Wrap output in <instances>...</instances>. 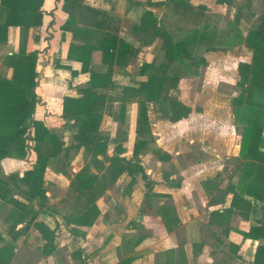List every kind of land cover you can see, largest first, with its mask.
I'll use <instances>...</instances> for the list:
<instances>
[{
	"label": "rangeland",
	"instance_id": "374dc122",
	"mask_svg": "<svg viewBox=\"0 0 264 264\" xmlns=\"http://www.w3.org/2000/svg\"><path fill=\"white\" fill-rule=\"evenodd\" d=\"M159 1L162 2L161 7L153 12L160 21L157 23L159 29L166 31L174 43L188 39L186 50L189 58L181 57L170 64L167 75L180 78L175 91L190 111L184 120L172 122L164 103H149L147 124L144 126L147 131L138 134L136 103L126 104L121 122L119 104L111 100L119 95L123 85L119 84L117 88L113 84L110 89L100 90L108 99L101 109L99 126V134L108 138L106 157L119 153L129 158L132 145L139 139L148 140L149 145L137 157L145 178L135 175L136 182L126 190L130 176L123 175L97 201L100 226H114L111 228L114 233H101L98 247L94 246L96 248L89 251L92 263L95 255L99 254L104 264H119L127 256L138 259L134 264H176L178 252L185 253V248L192 258L187 243L188 234L184 236L181 231L175 230L177 222L180 223L176 205L182 207L187 204L181 201L177 186L182 185L186 176L194 180L198 189H206L208 180L222 179L227 167L233 168L236 162H240L237 147L245 125L256 123L264 137V90L260 85V75L251 77L243 103L233 104L242 92L238 64L253 63L252 51L246 47L244 40L257 26L258 17L264 11V1L250 0L247 3V0H231L230 4H216L215 0ZM150 42L146 52L140 50L143 52L132 65V74H127L125 69L117 72L118 75L125 73V81L134 85L131 88L166 62L160 40L153 38ZM132 43L138 45L135 40ZM259 64L263 66L264 60H260ZM39 94L40 97L46 95L41 85ZM49 103L50 113L45 120L48 131L66 146L76 144L77 127L61 117L56 101L49 100ZM261 148L264 150V146ZM165 153L170 154L169 161L160 160ZM89 159V153L83 148H71L69 153H60L48 161L43 174L47 202L59 214L73 211L74 198L69 194V185L74 175L89 165ZM32 160L33 154L29 151L22 162L14 160L0 167V179L9 183L12 197L23 199L20 190L24 187L20 184L14 186L13 178L29 167ZM190 167H193L194 173ZM90 171L94 173L92 166ZM195 204L205 210L202 202ZM37 220L51 223L45 215L38 216ZM131 228L133 232L127 233ZM90 234L94 237L96 230L90 231ZM215 234H211L209 229L204 233V238L210 241L211 250L221 238L216 237L215 242ZM115 236L122 237V244L118 240L110 244ZM57 237L60 247L68 246V256H71L73 264H79L84 251L80 241L71 240L70 234L67 235L62 228L58 230ZM0 238L4 243L10 241L7 227L1 219ZM134 238L141 239L140 245L133 246ZM22 240L33 244L32 253L39 255L37 242L29 232ZM228 243L216 244V256L208 261L209 264H234L239 251L234 252Z\"/></svg>",
	"mask_w": 264,
	"mask_h": 264
},
{
	"label": "trees",
	"instance_id": "16d2710c",
	"mask_svg": "<svg viewBox=\"0 0 264 264\" xmlns=\"http://www.w3.org/2000/svg\"><path fill=\"white\" fill-rule=\"evenodd\" d=\"M43 1L0 0V43L5 42L8 27L18 26L26 30L32 19L34 26H41ZM70 2L73 3L74 8L79 5L75 0H63V5ZM249 2L250 0H247V3ZM215 3L230 4L231 0H215ZM100 14L99 11L90 8L83 10V17L87 21L91 17L95 19ZM72 23L73 18L69 15L61 30L70 29ZM157 23L153 14L145 11L137 27L142 35L139 41L140 45L144 46L148 45L151 39L158 38L166 62L156 67L155 71L136 87H123L119 95L112 99L113 102H119L121 122L124 120L126 104L136 103L138 134L147 131L144 126L147 124L149 103H164L172 122L185 118L189 112V108L179 100L175 91L180 78L177 75L172 77L167 75L170 64L181 57H188L186 50L188 39L174 43L166 31L159 29ZM83 26L84 30L87 29V32L95 34L94 22L93 24L87 22V26ZM101 28L103 32L100 37L98 36L100 39L98 47L90 44L69 46L67 57L81 63V73L88 72L89 65L95 60L96 52H100L102 61L108 65L120 64L122 58L130 52V46L126 42L118 39L114 32H111L114 33L113 35L110 33L112 28L108 24H103ZM244 42L252 51L253 63L238 64L237 71L242 92L233 101L234 105L243 103L252 76L260 75V85L264 90V65L259 64L260 60H264V11L258 17L257 26L247 34ZM37 60L38 52L25 53L19 50L6 57V64L12 70L11 77H0V161L5 158L25 159L29 151L34 155L30 166L13 178L14 186L20 184L24 187L20 190L23 199L12 197L9 183L0 179V219L7 226V233L10 236L9 243L0 246V264H9L13 257V243L30 227L35 228L43 240L41 247L43 256L49 255L54 250L58 223L50 229L37 220L40 214H46L52 219L59 218L65 227H91L100 214L96 201L121 176L131 177L127 190L135 183L134 175L144 176L137 157L148 146V140L139 139L134 143L131 159H126L119 153L110 158L106 157L108 138L99 134V126L102 119L101 109L107 96L98 91L112 86L110 68L105 74H89L87 87L80 89L77 97L63 98L62 117L77 127L75 135L77 143L65 146L55 134L48 131L42 121L33 118L37 103L35 94ZM261 146H264L261 128L256 123L245 125L239 144L240 183L243 184L242 194L260 204V217L254 226L240 234L245 239L257 242L253 264H264V151L260 150ZM71 148H83L87 151L90 155V163L77 172L70 182L69 194L74 198L73 211L62 215L47 202L43 174L50 159H55L60 153H69ZM91 166L94 173L90 171ZM228 193L232 195L229 206L222 211H212L208 216L209 223L221 226L224 234L230 230L228 226L232 214L237 212L243 219H247L252 207L250 201L235 192L233 185L227 186L224 195ZM19 225L22 227L16 229ZM181 263L187 264L184 258Z\"/></svg>",
	"mask_w": 264,
	"mask_h": 264
},
{
	"label": "crops",
	"instance_id": "0c3cea01",
	"mask_svg": "<svg viewBox=\"0 0 264 264\" xmlns=\"http://www.w3.org/2000/svg\"><path fill=\"white\" fill-rule=\"evenodd\" d=\"M75 2L79 4L76 8H74L72 2L63 5V0H44L41 7V11L43 14L41 26H34L32 19L30 22V26L26 30L18 26L8 27L6 32V40L5 42L0 43V77L3 78H10L12 74L11 68H9L6 64V57L17 53L19 50H23L25 53H29L32 51L38 52V60L36 65V71L38 75L36 78L37 86L35 88L37 103L35 106L33 118L35 120L42 121L46 128L47 125L45 124V120L50 113L49 100L56 101V103L58 104L59 113L62 117L63 98L77 97L79 94V90L87 87L88 77L91 73L105 74L108 68H110V78L112 86L113 84H115L117 88L119 84H121V86L123 85L121 88L134 86L130 85V82L128 83V80L125 81V78L123 77L125 73H122V75H118L117 72H119L120 69H125V72H127V74H132V65L141 58V54L143 51L141 52L140 50L145 51V49L151 44L150 42L148 45H140V33L137 29L138 24L145 11H150L153 14V12H155V9L161 7L162 4V2L159 0H75ZM84 8L97 10L101 14L97 15L95 19L94 17H91L87 21L83 17ZM69 15L72 16L73 23L72 25H70V29L63 31L61 30V26L65 23ZM153 16L156 18L157 22L160 23L159 19H157L154 14ZM87 22L92 24L93 22L95 23L96 27L93 28L95 34L87 32V29L84 30L85 27L83 25L87 26ZM103 24H108L112 28L110 30V33L114 32L115 36L118 39L123 40L130 46V52L122 58L120 64L111 63L109 65L106 62L102 61L100 52H96L94 54L95 60L89 65L88 72L81 73V63L71 60L67 57L69 46L90 44L98 47L100 45V39L98 38V36L100 37L101 33L103 32L101 28ZM114 33L111 34L113 35ZM91 36H93L94 38ZM134 40L138 43V45L132 43ZM72 73L74 74L72 75ZM117 79L121 80V82H116ZM145 79L146 78L140 80V82L144 81ZM40 85L44 87V91L46 94L43 96L41 95L42 97H40L39 94ZM102 90L106 89H101V91ZM98 92H100V90ZM107 102L108 99L106 98L105 103ZM113 103L119 104V102ZM185 118L181 120H184ZM101 136L106 137L105 135ZM260 150L264 151L262 148H260ZM237 151L239 154V147H237ZM131 158L132 150L131 156L126 159ZM25 159L5 158L0 161V167H3L5 163H10L14 160L22 162ZM170 159L171 156L169 153H165L162 158L160 157L161 161H169ZM238 165L239 161L236 162V165L233 168L227 167L223 176H221L222 179L218 178L217 180L212 179L206 181V189H204V187L198 189V185L191 177L188 176H186L181 186H177V192L182 197L181 201H184L187 204L182 207L180 205H176V212L178 214L180 223L177 222V227L175 228V230L181 231L184 236L188 234L187 243L189 244L188 248L192 251V258L189 257V254H187V248H185V253L182 251H177L179 257L176 264H182V258L185 259V262L187 264H209L208 261H212L214 259V256H216V244H218L219 242H223L224 244L226 242H229L228 244H230V249L237 252L239 251L238 253L236 252L238 254V257L234 264H253V257L257 242L255 240L243 238L240 232H246L249 227L255 225L257 219H259L260 217V204L258 202H255L249 196L242 194L241 188L243 184L240 183L241 172L238 168ZM193 167H190L189 169H191L194 173ZM142 178H145V176H143ZM230 185L234 186V190L237 194H240L244 199L250 201L252 207L247 219H243L237 212L232 214L228 226L230 230L227 234H224L221 226L209 223L208 216L212 211H222L229 206L232 195L230 193L224 195V193L226 192L227 186ZM224 200L225 202L223 203ZM196 202H202L205 210H203V207H198L195 204ZM40 215H45L49 220H51V223H48L47 221L43 222L50 229H53L55 227V224L58 223L55 233L54 250L49 255L43 256L41 254L43 240L41 239L38 231L35 228L30 227L14 242L13 257L9 264H73L71 256H68V246L60 247L58 245L57 234L58 230L61 228L67 233V235L70 234L69 238L71 240L73 239L80 241L81 247L84 249V251L82 256L80 257L81 260L79 264H104L99 254L95 255V260L93 263L91 262L92 258L88 257L90 253L89 251L92 252L96 247H98L102 232L106 231V233H114V230L111 229L114 228V226H100V214L91 227H65L61 223L59 218L52 219L46 214ZM190 215H192L193 217ZM197 218H201L202 221L198 220ZM21 227L22 225H19L17 229H20ZM206 229H209V232L211 234L212 232L216 233L214 241L216 237H221L219 238V240H217V242L215 241L216 244L212 247V250L209 247L210 241L204 238ZM89 230H96V234L94 237L92 236V234H90ZM28 232L31 237L37 242V248H39V255L37 256L32 253L35 248L33 244L24 243L23 240L20 241V239L24 237ZM132 232V228L127 231V233ZM86 233L89 235L88 238H86ZM84 238L86 239L84 240ZM116 240L121 242L120 244H122L123 242L121 236H115V238L113 237L111 239L110 244H115ZM28 241L30 240L28 239ZM7 243L9 242L4 243L3 241H0V246L6 245ZM140 243V238H134V247L140 245ZM207 250H210L209 253L207 252ZM75 256L79 255L76 254ZM72 258H74V256ZM137 262L138 259L135 256H127L122 259L119 264H134Z\"/></svg>",
	"mask_w": 264,
	"mask_h": 264
}]
</instances>
